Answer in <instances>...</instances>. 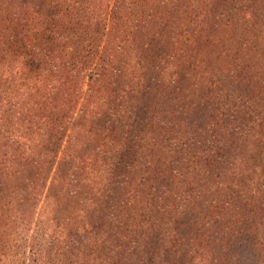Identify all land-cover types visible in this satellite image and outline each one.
<instances>
[{"label":"trees","instance_id":"16d2710c","mask_svg":"<svg viewBox=\"0 0 264 264\" xmlns=\"http://www.w3.org/2000/svg\"><path fill=\"white\" fill-rule=\"evenodd\" d=\"M0 216L24 264H264V0H0Z\"/></svg>","mask_w":264,"mask_h":264},{"label":"rangeland","instance_id":"374dc122","mask_svg":"<svg viewBox=\"0 0 264 264\" xmlns=\"http://www.w3.org/2000/svg\"><path fill=\"white\" fill-rule=\"evenodd\" d=\"M192 1L195 2V0H192ZM73 168H74L73 163L67 162V163H63L55 172L57 174L61 173V174L69 175V173L73 171ZM5 223H3V217L0 216V225L4 227ZM10 229H11V226H8L5 229L2 228V230L0 231V234L7 236L6 239L9 242H12L15 239V235H11ZM230 239L231 240L224 245L225 252L227 251L225 255L228 257L231 256L230 259L232 258L231 260H233L234 264H253L252 262L254 261V257L252 256V253L254 251L249 248L247 241L245 239H242L241 235L238 237V240L242 239L240 242L243 244L239 245L237 244V240H235L234 245H233L234 247L229 251V254H228V247L234 238L230 237ZM95 245L98 247H101V244L99 241ZM95 245L92 243L86 251L89 257L92 256L91 260L87 262V264H99L97 257L99 256V254H101L102 250L96 248ZM17 253H20V252L16 249V247H13L12 249L0 250V264H24L23 255L21 256V258H19L18 256H16ZM8 255H9V258L6 260V256Z\"/></svg>","mask_w":264,"mask_h":264}]
</instances>
